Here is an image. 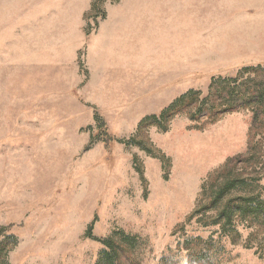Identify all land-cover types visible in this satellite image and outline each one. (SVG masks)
<instances>
[{"label": "rangeland", "instance_id": "1", "mask_svg": "<svg viewBox=\"0 0 264 264\" xmlns=\"http://www.w3.org/2000/svg\"><path fill=\"white\" fill-rule=\"evenodd\" d=\"M251 66L264 68V0H0L5 264H100L104 241L135 264H189L195 238L210 264H264L263 225L188 220L246 155L253 113L139 128ZM237 169L264 199V159Z\"/></svg>", "mask_w": 264, "mask_h": 264}, {"label": "trees", "instance_id": "2", "mask_svg": "<svg viewBox=\"0 0 264 264\" xmlns=\"http://www.w3.org/2000/svg\"><path fill=\"white\" fill-rule=\"evenodd\" d=\"M250 110L253 113V124L250 130V138L246 155L241 159L232 158L226 162L210 181V189L205 194L204 200L191 213L188 220L210 215V224L219 226L220 230L238 235L236 226L244 224L246 227H264V199L253 196L248 192L251 182L258 179L238 174L239 163L256 161L261 163L264 159V68L261 66L245 67L231 78L212 79L205 97L201 98L199 92L190 91L181 95L177 100L163 109L158 116H146L141 121L139 128L148 125L161 127L167 124L179 114L186 113L193 122L201 119V128L217 122L223 115ZM98 126L103 127L102 121ZM104 142L110 138L103 135ZM138 146L145 149L142 143L135 141ZM255 163V162H254ZM256 165V163H255ZM259 166V165H258ZM6 228L0 227V263L5 264L4 256L1 254L2 247L6 243L1 240H10L5 235ZM5 235V236H4ZM7 240V241H8ZM108 250L102 253L100 264H120L119 253L123 256L126 264H135L133 258L123 245L111 244L104 241ZM208 245L201 238H195L184 243L187 251L189 264H210L206 250Z\"/></svg>", "mask_w": 264, "mask_h": 264}]
</instances>
